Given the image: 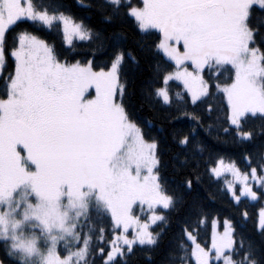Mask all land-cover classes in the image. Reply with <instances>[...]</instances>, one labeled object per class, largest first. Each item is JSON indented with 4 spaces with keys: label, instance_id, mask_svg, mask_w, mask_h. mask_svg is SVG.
<instances>
[{
    "label": "snow or ice",
    "instance_id": "snow-or-ice-1",
    "mask_svg": "<svg viewBox=\"0 0 264 264\" xmlns=\"http://www.w3.org/2000/svg\"><path fill=\"white\" fill-rule=\"evenodd\" d=\"M109 2L141 32L155 36L150 45L157 57L155 99L171 106L172 82L183 85L193 106L218 92L226 102L223 131L235 132L240 141L252 138L247 122L264 120V33L252 24L257 12L264 13V0ZM41 28L62 29L70 50L76 41L90 42L94 36L90 26L40 0H0V75L14 58L8 88L0 96V242L5 256L18 260L9 251V236L16 241L17 229L31 223L48 234V246L41 251L34 235L12 248L24 256L40 254L42 264H88L93 226L84 229L96 209L110 221L98 237L109 245L107 251L97 249L102 264H121L135 247L157 245L153 226L176 202L162 176L159 141L127 102L125 63L128 56L136 57L116 47L103 65L95 51L91 58L71 59L39 34ZM225 72L232 77L223 80ZM213 111V105L206 107L208 115ZM189 115L202 123L186 111L170 123ZM190 141L184 134L178 143L187 147ZM246 159L244 171L223 157L207 169L215 179L232 176L225 190L237 206L244 198L264 200V157L255 163ZM195 172L185 178L189 189L200 182ZM208 222L201 210L195 225L183 226L180 264H262L251 250L240 254L243 241L238 242L231 220H224L220 231L222 222L214 219L211 244L200 242L199 227ZM258 230L264 234V208ZM65 236L73 238L71 245L64 243ZM0 264L9 260L0 256Z\"/></svg>",
    "mask_w": 264,
    "mask_h": 264
},
{
    "label": "trees",
    "instance_id": "trees-1",
    "mask_svg": "<svg viewBox=\"0 0 264 264\" xmlns=\"http://www.w3.org/2000/svg\"><path fill=\"white\" fill-rule=\"evenodd\" d=\"M52 11H63L73 15L78 21L90 26L94 31L90 42L76 41L75 50L68 49L64 43L62 29H37L39 34L71 59L84 60L91 58L93 51L96 62L103 65L107 62L110 53L116 47H122L136 57L128 56L125 63L129 90L127 102L130 110L145 125L146 130L154 136L160 145L161 172L169 191L175 196L173 208L163 211L165 219L158 222L153 231L159 234L155 247L137 246L128 253L121 264H180L183 249L180 244L183 240V226L195 225L198 222L200 211L209 215V222L199 227L198 240L207 245L211 244L212 221L231 220L235 227L238 242L243 241L240 254L249 250L264 264V234L258 230V214L262 202H253L244 198L237 206L225 190L222 179L213 178L207 171L219 158L226 162L234 160L242 170H247L250 157L253 163L264 157V120L251 119L245 125L253 136L250 140L240 141L235 132L225 133L224 105L225 101L218 92L203 103L193 106L183 89L177 82L169 85L172 95V105H163L154 98L153 88L157 86L158 68L157 57L150 51L151 42L155 36L141 32L133 19L125 17L123 10L115 9L109 0H40ZM139 3V0L135 1ZM111 16L112 19H106ZM253 26H259L264 33V13L257 12L252 20ZM259 38V37H258ZM11 43V41H9ZM162 67H167L163 64ZM14 70V59L9 57L2 78L0 79V96L8 88L6 76ZM233 73L225 72L222 79L228 80ZM180 93L181 99L176 94ZM208 105L214 106L213 114L206 112ZM194 114L202 118V123L189 116L170 123L172 117L180 116L182 112ZM150 122V123H149ZM195 126V133L191 129ZM190 134L191 141L187 147L179 145L178 140ZM175 136V138H174ZM195 174L200 176V182L193 184L191 189L185 186V178ZM246 210L249 216L245 218L242 211ZM109 217L103 212L92 209L90 220L84 231H89L93 241L88 254V264H102L103 257L98 254L99 247L109 250L106 241L98 239L101 228H108ZM108 239L112 238L111 231H107ZM0 255L9 260V264H21L19 259L14 260L5 256L3 243H0Z\"/></svg>",
    "mask_w": 264,
    "mask_h": 264
},
{
    "label": "rangeland",
    "instance_id": "rangeland-1",
    "mask_svg": "<svg viewBox=\"0 0 264 264\" xmlns=\"http://www.w3.org/2000/svg\"><path fill=\"white\" fill-rule=\"evenodd\" d=\"M135 1H137V0H135ZM3 72H4V69H3ZM2 75H0V79L2 78ZM177 83H179V82H177ZM220 179H222L224 181V184H225V180H232V176L226 175V176H222ZM251 201H253V200H251ZM259 201L262 202V205L260 207V210H261V208H264V200H255L253 202H259ZM260 210H259V212H260ZM163 211H167V210H163ZM70 217L72 218L71 222H75V213H70ZM225 220H227V219H225ZM223 221L224 220H221L222 223L220 225V229H219L220 231H223V228H224ZM154 226H153V228H154ZM86 232H88V231H86ZM213 233H214V228H213V221H212V234H211L212 236H213ZM56 234L59 235V233H56ZM34 235L37 239L38 247L41 249V251H43L48 246V244L50 243L49 236H48V234L44 233L40 228L33 227L31 223H26L25 225H23L22 227L17 229L16 236L18 237V239L16 241H13L11 239V236H9V251L14 256L21 257V258H19V261L21 264H42L40 254L37 253V254H33L31 256H24V253L21 249H14L11 247L12 243H14V242L19 243L20 241H24L25 243H27V241L30 240ZM72 242H73V238L71 236H65L64 243L71 245ZM0 243H2V242H0ZM87 258H88V256H87Z\"/></svg>",
    "mask_w": 264,
    "mask_h": 264
},
{
    "label": "water",
    "instance_id": "water-1",
    "mask_svg": "<svg viewBox=\"0 0 264 264\" xmlns=\"http://www.w3.org/2000/svg\"><path fill=\"white\" fill-rule=\"evenodd\" d=\"M1 256V255H0Z\"/></svg>",
    "mask_w": 264,
    "mask_h": 264
}]
</instances>
